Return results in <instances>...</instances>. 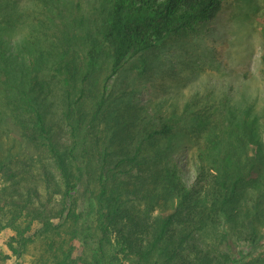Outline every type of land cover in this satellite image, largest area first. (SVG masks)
Segmentation results:
<instances>
[{"label": "trees", "instance_id": "trees-1", "mask_svg": "<svg viewBox=\"0 0 264 264\" xmlns=\"http://www.w3.org/2000/svg\"><path fill=\"white\" fill-rule=\"evenodd\" d=\"M224 1L99 0V18L88 25L80 1L45 0L56 29L44 48L13 43L23 10L0 0V128L10 123L33 151L0 138V235L10 233L0 264H89L78 251L90 240L94 264L117 256L129 264H237L239 244L259 241L264 141L252 127L236 126L245 137L191 160L183 137L198 138L195 122L138 102L97 118L110 87L101 81L103 49L111 75L133 58L145 71L160 44L211 23ZM86 100L96 103L93 119ZM225 108L220 125L230 133ZM83 185L96 204L92 222L78 212ZM240 264H264V255Z\"/></svg>", "mask_w": 264, "mask_h": 264}, {"label": "rangeland", "instance_id": "rangeland-1", "mask_svg": "<svg viewBox=\"0 0 264 264\" xmlns=\"http://www.w3.org/2000/svg\"><path fill=\"white\" fill-rule=\"evenodd\" d=\"M72 1L65 0L69 4ZM75 1H80L83 13L88 14V25L93 19L99 18L101 6L93 10L99 0ZM17 2L19 9L23 10V16L17 24H20L17 26L18 31L12 35L13 43L34 42L37 46L47 48L51 36L49 30L54 32L56 24L53 20L47 22V14L43 12L45 0ZM47 10L52 11V5ZM81 54L84 59V48ZM99 57L98 64L103 71L101 81H106L110 87L103 98H107L102 106L103 114H99L98 119L116 116L118 108L138 102L150 103L161 114L181 120V123L195 122L198 125V138L192 139L188 132L183 137L188 140L191 160L199 152L207 155L227 150V140L230 139L232 143L231 137H245L243 132L235 130L236 126H240V129L245 125L252 127L256 137L264 141V0L224 1L221 12L211 23L160 44L149 56V66L145 71L139 66L135 67L138 62L137 58H133L118 75L113 76L109 50L103 49ZM125 92L128 94L125 95ZM223 104L226 105L225 119L234 123L230 133L224 132L220 125ZM95 105L94 100L83 103L91 119ZM104 125L100 127L104 128ZM0 138L11 144L14 141L18 152H33L8 122L0 128ZM178 156L182 158V151ZM90 186L94 188V183L91 182ZM88 191L83 185L77 194L78 212L82 213L86 221L92 222L96 204ZM8 235V232L0 235V249H4L3 243ZM200 240L209 243L210 232L200 237ZM90 245L94 246L91 240ZM90 247H79L78 254L81 255L80 259L94 264ZM259 255H264V229L255 244H239L235 261L240 264ZM112 263L129 264L118 256ZM7 264H16L15 258Z\"/></svg>", "mask_w": 264, "mask_h": 264}]
</instances>
